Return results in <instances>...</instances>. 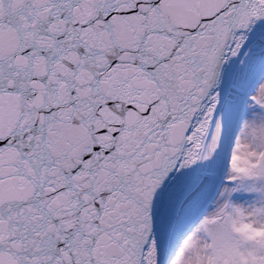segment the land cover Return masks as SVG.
Segmentation results:
<instances>
[{
  "label": "snow or ice",
  "instance_id": "1",
  "mask_svg": "<svg viewBox=\"0 0 264 264\" xmlns=\"http://www.w3.org/2000/svg\"><path fill=\"white\" fill-rule=\"evenodd\" d=\"M0 264H264V0H0Z\"/></svg>",
  "mask_w": 264,
  "mask_h": 264
}]
</instances>
